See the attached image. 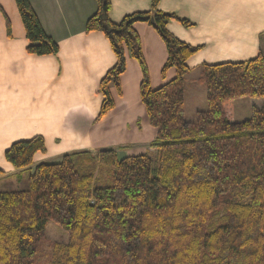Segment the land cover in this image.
<instances>
[{
	"label": "trees",
	"instance_id": "obj_1",
	"mask_svg": "<svg viewBox=\"0 0 264 264\" xmlns=\"http://www.w3.org/2000/svg\"><path fill=\"white\" fill-rule=\"evenodd\" d=\"M14 1L26 51L56 54L58 45L29 0ZM157 2L115 23L108 17L110 0H96L84 23L85 31L104 33L115 55L99 82L96 120L114 107L110 88L121 94L128 52L138 63L140 100L156 128L149 143L155 155L119 157L101 148L35 164L23 187L0 189V264H264V101L246 119L231 120L235 98H264V53L201 64L197 80L204 84L206 108L189 121L185 61L198 47L166 28L171 18L186 26L190 21ZM136 22L151 25L164 43L161 76L170 67L175 71L157 87L150 85ZM44 151L43 137L34 135L11 143L3 155L21 171ZM48 220L67 231L66 242L46 238Z\"/></svg>",
	"mask_w": 264,
	"mask_h": 264
},
{
	"label": "crops",
	"instance_id": "obj_2",
	"mask_svg": "<svg viewBox=\"0 0 264 264\" xmlns=\"http://www.w3.org/2000/svg\"><path fill=\"white\" fill-rule=\"evenodd\" d=\"M29 2L58 51L28 53L15 1L0 0L1 181L18 175L24 178L35 164L57 161L67 152L113 148L118 153L128 147L127 126L134 124L138 114L147 118L139 96V66L126 52V69L120 75L121 94L115 87L110 88L114 107L96 120L103 98L99 82L115 62L104 33L84 30L86 19L96 10V0ZM151 2L110 0L108 17L118 23L127 14L148 11ZM157 6L191 23L186 26L175 18L166 23L173 36L198 47L185 61L188 74L198 71L203 63L237 62L264 53V0H158ZM134 28L141 39L150 85L159 86L175 74L170 67L165 77L156 78L166 60L164 43L148 23L136 22ZM34 135L43 137L45 151L35 153L27 169L17 170L4 158V150ZM151 141L147 139L144 144Z\"/></svg>",
	"mask_w": 264,
	"mask_h": 264
},
{
	"label": "rangeland",
	"instance_id": "obj_3",
	"mask_svg": "<svg viewBox=\"0 0 264 264\" xmlns=\"http://www.w3.org/2000/svg\"><path fill=\"white\" fill-rule=\"evenodd\" d=\"M199 75L198 71L190 72L186 74L184 81V111L185 118L189 121H194L195 114L198 110H202L206 108L205 101V89L204 84L197 80ZM157 72L156 78H160ZM154 79V78H153ZM154 81V80H153ZM154 85V84H153ZM157 87V86H154ZM260 100H264V98L258 97H247L242 96L235 98L233 101V113L231 116V120L233 121H241L246 119L250 115V110L252 106H259ZM255 104V105H254ZM129 129L130 139L128 141L127 148L119 149L117 153L119 157L137 153H146L151 157L155 155V150L149 147V143L144 144V141L147 139L153 140L156 137V128L147 123V118L142 117L140 114L136 116V121L134 124H130L127 126ZM140 140L139 143H137ZM137 143V144H136ZM0 189L6 188H21L24 185V178H10L1 181ZM45 236L50 240H57L66 242L68 240L67 231L55 223L52 220H48L45 226Z\"/></svg>",
	"mask_w": 264,
	"mask_h": 264
}]
</instances>
